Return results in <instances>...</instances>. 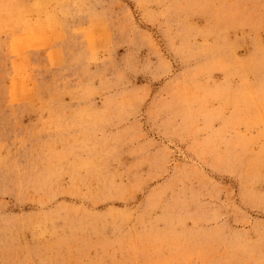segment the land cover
<instances>
[{
  "label": "rangeland",
  "instance_id": "374dc122",
  "mask_svg": "<svg viewBox=\"0 0 264 264\" xmlns=\"http://www.w3.org/2000/svg\"><path fill=\"white\" fill-rule=\"evenodd\" d=\"M0 264H264V0H0Z\"/></svg>",
  "mask_w": 264,
  "mask_h": 264
}]
</instances>
